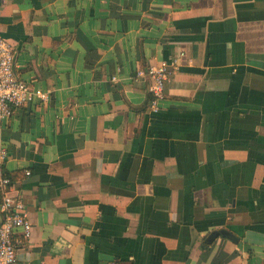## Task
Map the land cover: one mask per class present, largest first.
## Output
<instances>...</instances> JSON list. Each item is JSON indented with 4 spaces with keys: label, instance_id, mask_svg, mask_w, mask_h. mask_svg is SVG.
I'll list each match as a JSON object with an SVG mask.
<instances>
[{
    "label": "crops",
    "instance_id": "1",
    "mask_svg": "<svg viewBox=\"0 0 264 264\" xmlns=\"http://www.w3.org/2000/svg\"><path fill=\"white\" fill-rule=\"evenodd\" d=\"M0 34L50 94L0 130L17 264H264V0H0Z\"/></svg>",
    "mask_w": 264,
    "mask_h": 264
},
{
    "label": "built area",
    "instance_id": "2",
    "mask_svg": "<svg viewBox=\"0 0 264 264\" xmlns=\"http://www.w3.org/2000/svg\"><path fill=\"white\" fill-rule=\"evenodd\" d=\"M16 48L0 34V130L5 121L10 120L20 109L32 104L36 99L47 102L50 94L20 78L15 71ZM183 55V53H181ZM173 61H162L138 70L135 80L150 81L151 110L158 112L166 97V88L171 69L177 65ZM8 158V151L0 140V162ZM29 173V172H28ZM0 264H17L18 247L16 235L27 241L32 237L33 225L26 212L22 197L13 194L11 179L0 174Z\"/></svg>",
    "mask_w": 264,
    "mask_h": 264
},
{
    "label": "water",
    "instance_id": "3",
    "mask_svg": "<svg viewBox=\"0 0 264 264\" xmlns=\"http://www.w3.org/2000/svg\"><path fill=\"white\" fill-rule=\"evenodd\" d=\"M219 234H223L225 236H228V237H231V234L228 232V231H225V230H221V231H215L213 232L209 239H208V242H211L213 241Z\"/></svg>",
    "mask_w": 264,
    "mask_h": 264
}]
</instances>
